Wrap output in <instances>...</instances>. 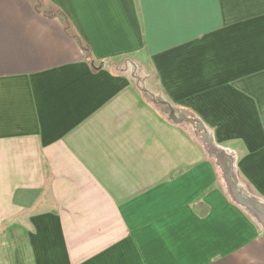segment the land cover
I'll return each mask as SVG.
<instances>
[{"label": "crops", "instance_id": "0c3cea01", "mask_svg": "<svg viewBox=\"0 0 264 264\" xmlns=\"http://www.w3.org/2000/svg\"><path fill=\"white\" fill-rule=\"evenodd\" d=\"M258 204L264 0H0V264H264Z\"/></svg>", "mask_w": 264, "mask_h": 264}, {"label": "rangeland", "instance_id": "374dc122", "mask_svg": "<svg viewBox=\"0 0 264 264\" xmlns=\"http://www.w3.org/2000/svg\"><path fill=\"white\" fill-rule=\"evenodd\" d=\"M53 14H55V12ZM130 64H132V65H130ZM130 64L128 65L129 69L143 70V71L148 72V76H152V74H150V66H149L148 61L146 59H144V61H142V62H141V60L139 62L132 60ZM139 85L143 88L144 94L147 97V99H151V96L154 95V94H151L150 92L147 91V86H149L151 88H155V84L153 83V79L152 78H148V79H145L144 81L140 80ZM150 101L157 103L155 100L153 101V99H151ZM199 132L200 133L202 132L201 129L199 130ZM200 137H201V135H200ZM220 160H221V162H224V159L220 158ZM227 171H228V169H227ZM232 175H233V173L231 172V175L228 174V177H230ZM249 198H251V197L249 196ZM258 212H259L258 215L261 216L263 218V221H264V216H263L264 214L262 213L259 204H258ZM262 227L264 228V225Z\"/></svg>", "mask_w": 264, "mask_h": 264}]
</instances>
